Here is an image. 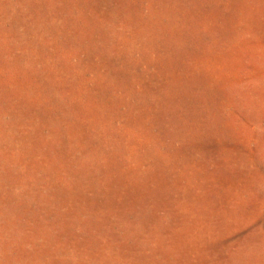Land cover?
<instances>
[{"label":"rangeland","instance_id":"374dc122","mask_svg":"<svg viewBox=\"0 0 264 264\" xmlns=\"http://www.w3.org/2000/svg\"><path fill=\"white\" fill-rule=\"evenodd\" d=\"M0 264H264V0H0Z\"/></svg>","mask_w":264,"mask_h":264}]
</instances>
